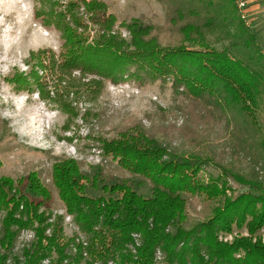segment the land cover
Masks as SVG:
<instances>
[{
	"label": "trees",
	"instance_id": "trees-1",
	"mask_svg": "<svg viewBox=\"0 0 264 264\" xmlns=\"http://www.w3.org/2000/svg\"><path fill=\"white\" fill-rule=\"evenodd\" d=\"M71 1L75 7L84 4L92 14L88 21L95 26L79 20L77 11L70 12V23L63 24L65 15L55 8L48 10L59 18V25L70 24L61 30V52L48 56L59 107L73 111L75 99L96 103L109 82L134 81L141 87L158 81L169 84L175 95L187 101L183 99L178 109L192 129L180 144L172 143L166 131L159 136L137 124L116 130L113 137L97 138L103 155L151 180L149 192L140 190V181L106 175L101 165L89 175L74 158L56 162L52 182L78 225L72 236L64 231L62 215L41 210L51 193L37 173L27 177L23 190L13 179L1 177L0 264H183L185 256L195 260L203 251L210 260L232 261L236 246L218 238L246 221L249 205L259 204L262 197L254 191L261 193V189L257 186L235 198L226 197L225 184L219 185L218 178L198 179V169L214 153L203 156L181 147L195 144L203 127L213 126L212 116L203 124L205 115L215 110L244 117L248 113L251 119L244 121V128L233 126V132L239 137L242 130L245 142L249 136L250 141L254 138L252 132L257 133L258 144L248 143L241 151L244 156L249 151L264 156V53L256 31L242 18L236 0H159L169 23L163 38L152 35L155 28L143 18L123 20L116 29L114 16L101 3ZM36 59L41 65L45 54ZM43 68L49 66L43 64ZM33 83L44 96L38 76ZM180 134L183 137L182 129ZM188 192L214 200L206 214L188 218ZM255 212L246 224L264 223V208ZM26 229L33 231V238L18 248L20 233ZM243 241L239 247L258 254L256 244L248 241L247 247ZM248 257L256 261L249 252ZM263 262L261 254L256 263Z\"/></svg>",
	"mask_w": 264,
	"mask_h": 264
},
{
	"label": "rangeland",
	"instance_id": "rangeland-1",
	"mask_svg": "<svg viewBox=\"0 0 264 264\" xmlns=\"http://www.w3.org/2000/svg\"><path fill=\"white\" fill-rule=\"evenodd\" d=\"M95 1L101 3L105 11L114 16L116 29L123 20L143 18L150 21L155 28L151 34L163 38L164 28L169 26L165 18V8L159 0H86L85 3L92 6ZM70 2L74 1L5 0L0 6V14L4 15L5 21L0 25V178L13 179L16 185L21 184L19 187L23 190L27 177L33 172L37 173L51 193V199L41 206V210L62 215L67 236L75 235L78 225L66 212L52 182L53 165L56 162L74 158L89 175L95 171L96 165H101L106 175L140 181L143 184V189L140 190L149 192L153 186L151 180L128 171L115 159L103 155L96 146L97 138L113 137L116 130L137 124L152 129L159 136L163 135L160 132L166 131L170 134L168 139L178 144L187 140L190 136L189 130L192 129L184 124L185 117L178 109L183 102V96L175 95L169 84L158 81L141 87L134 81L109 82L98 102L90 104L86 100L73 97V111L69 109L68 113L59 107L60 98L52 92L55 81L48 56L51 53L58 56L61 52V30L67 26L69 28L70 24L59 25V18L51 15L48 10L55 8L62 16L65 15L63 24L70 23L67 21L72 18L70 12L77 11L79 20L82 18L84 24L95 26L88 21L92 14L87 12L84 4L76 5V10ZM48 3H52L53 7L46 5ZM122 34L127 36L125 30ZM32 54L35 58H31ZM40 54H45L44 63L41 65L36 59ZM43 64L49 68L44 70ZM35 76L40 78V84L45 90L44 96L39 86L33 83ZM59 88L61 90L62 87ZM47 92L49 96H54L53 101ZM89 108L91 110L86 111ZM214 112L216 113L213 114ZM214 112L201 118L206 125L212 116L213 126L207 130L203 127L201 133H198L196 143H185L181 150L201 153L203 156L209 151L214 153L211 160L203 163L202 169H198V179L207 182L210 175L218 178L219 185L225 184L226 197L235 198L244 192L254 191L257 186L261 193L256 190L254 192L262 194V197L258 199L259 204L249 205L246 221L242 224L238 222L231 231L224 232L218 238L224 243L236 246L233 248L232 261L210 260L203 251L200 258L195 260L185 256L183 264H257L258 256H264V223L257 224V220L249 223L253 232L246 223L251 221L254 211L262 212L264 208V156L257 152L252 155L250 151L244 156L241 151L248 143L251 146L258 144L257 133L252 132L254 138L250 141L249 136L245 142L242 130L239 137L233 132V126L244 128V121L251 119L250 114L245 113L244 117L231 113L226 115L222 111ZM258 115L259 112L252 119L255 128L259 123ZM227 120H230L229 125ZM181 129L183 137L180 134ZM241 178L246 185L241 183ZM206 196L192 192L186 194L188 218L196 219L209 211L208 207L210 208L214 200H208ZM32 238L33 231H21L17 247H22ZM244 239L247 247L248 241L256 244L254 252L258 254L248 251L250 258L256 259L255 262L250 261L245 248L239 247Z\"/></svg>",
	"mask_w": 264,
	"mask_h": 264
},
{
	"label": "crops",
	"instance_id": "crops-1",
	"mask_svg": "<svg viewBox=\"0 0 264 264\" xmlns=\"http://www.w3.org/2000/svg\"><path fill=\"white\" fill-rule=\"evenodd\" d=\"M244 1L247 3L248 26H251L256 31L259 44L264 53V0Z\"/></svg>",
	"mask_w": 264,
	"mask_h": 264
},
{
	"label": "built area",
	"instance_id": "built-area-1",
	"mask_svg": "<svg viewBox=\"0 0 264 264\" xmlns=\"http://www.w3.org/2000/svg\"><path fill=\"white\" fill-rule=\"evenodd\" d=\"M237 5L240 9L242 18L245 20V22L247 24H249V21L246 18V17H248V15L246 13V5H247L246 1H244V0L243 1H237Z\"/></svg>",
	"mask_w": 264,
	"mask_h": 264
},
{
	"label": "clouds",
	"instance_id": "clouds-1",
	"mask_svg": "<svg viewBox=\"0 0 264 264\" xmlns=\"http://www.w3.org/2000/svg\"><path fill=\"white\" fill-rule=\"evenodd\" d=\"M5 3V0H0V6H2ZM5 23L4 21V15L0 14V25H3Z\"/></svg>",
	"mask_w": 264,
	"mask_h": 264
}]
</instances>
